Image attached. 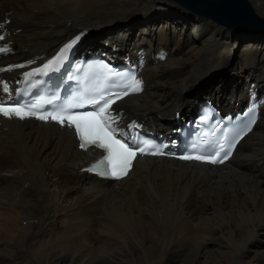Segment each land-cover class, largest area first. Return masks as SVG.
<instances>
[{
    "label": "bare ground",
    "instance_id": "obj_1",
    "mask_svg": "<svg viewBox=\"0 0 264 264\" xmlns=\"http://www.w3.org/2000/svg\"><path fill=\"white\" fill-rule=\"evenodd\" d=\"M246 1L264 20V0ZM162 5L165 12L187 11L174 0H0V45L12 49L0 64L22 63L0 79V96L78 28L85 27L84 44L99 26ZM189 13L179 25L155 18L131 24L94 50L127 53L139 68L141 90L109 111L120 114L121 132L133 122L175 130L195 108L183 117L185 92L207 74L230 70L232 30L264 32ZM238 64L232 69L253 81L216 103L226 111L254 104L261 112L221 165L140 155L126 177L100 180L80 170L99 152L80 150L67 121L0 114V264H132L145 247L149 264H264V251L256 250L264 243V48L248 43ZM161 118L172 119L160 124ZM117 216L125 227L112 224ZM174 217L180 221L172 226Z\"/></svg>",
    "mask_w": 264,
    "mask_h": 264
},
{
    "label": "rangeland",
    "instance_id": "obj_2",
    "mask_svg": "<svg viewBox=\"0 0 264 264\" xmlns=\"http://www.w3.org/2000/svg\"><path fill=\"white\" fill-rule=\"evenodd\" d=\"M169 6H171V5H169ZM173 7H177V6L174 5ZM163 8H165V6L162 5V8H159L157 10L155 9V12L150 14L151 16L148 13L144 14V13H137L136 12V13L130 14L128 18L116 19V20H113L112 22L105 23V24L99 26V28L95 29L92 32L93 35L91 36V38L88 39L84 44H82L81 48L86 49V50H90V51H94L99 46H102L104 44V42H102L103 39L107 38L108 36L113 35V33H115V32H118L119 29L128 27L131 24H133V25L134 24H140L141 22H144L147 19H151V18L154 19L155 18L156 21H160L163 19L165 21L172 22L174 24L179 25V24H183L182 23L184 21V18L182 17L183 15H185L184 17L187 16V18L189 16L191 17L193 15V14H190L188 11L183 10L180 7H178V8H180L182 13L181 12H175L174 10H170V11L165 12L167 8L166 9H163ZM260 17H262V16H260ZM202 18L207 19V20H211V19L204 18V17H202ZM178 19L183 20V21H179ZM84 28L85 27H80V28H78L79 30L77 29V31H80ZM189 31H190V27H188V29H187V32H189ZM230 31H231V29H230ZM232 32L235 35L236 44H235V47L233 48V52H232V58H231L230 65H229V66H231L230 70L226 71L224 69H221L218 71H214L210 74H207L200 79V80H202V82H199L200 81L199 80L198 82H196L194 84V86H192V88L188 89L185 92V98L187 99V102L185 103V105L180 110V112H182V114H183V117L187 116L188 115L187 113H189L190 110L194 108L195 102L197 100H201V99H204L205 97L209 96L210 98L212 97L215 100V102H217L218 100L223 101L224 98H227L231 94L230 92L233 88H239L243 85V83H250V81L251 82L253 81L252 78L251 79H250V77L246 78L244 74L242 76L241 74L237 73L236 70L234 71L232 68L238 67L240 52L243 49V47L245 45H247L248 43L256 44L261 49L264 48V32L245 33V32H238L235 30H232ZM136 33H137V29H135L134 33L130 34L129 40H133V38L136 37ZM255 83H256V88L254 87V90L255 89L257 90V81ZM261 84L262 85L258 88V93H263L264 83H261ZM258 93L252 92L250 97H252L255 100ZM217 98H218V100H217ZM256 104H258V103H256ZM229 105L232 106L233 103H230ZM235 105H238V104H235ZM220 106H222V105L220 104ZM171 119H168V120H171ZM168 120L161 118L159 120V123L160 124H166V122H169ZM155 126L159 127V124H156ZM115 220L117 222L116 221H114V222H116L117 224L112 223L115 226L116 225L118 226L119 225L118 223H120V222H121L120 225L122 224L123 227H125L127 225L123 216H117L115 218ZM178 220H179V218H175L174 223L176 221L178 222ZM174 223L172 224V222H171V225L172 226L176 225V223L175 224ZM120 225H119V227H120ZM145 248L142 250V254L140 255V257L136 256V255L133 257V260L131 262L132 264H134L135 262L137 264L139 262H140V264H149L150 263L149 261H150V259L152 260V258L149 255V253H150L149 249L147 248V250H146ZM256 250H257V252L264 251V243L258 244L256 247ZM147 253H148V255H147ZM145 256H147L149 261L145 260V259H147ZM137 257L139 259H143V261L142 260L139 261V259ZM218 260H220V258H218ZM144 261H146V262H144ZM244 261H245V263H250V261H252V259H250V256H248V258L247 257L244 258ZM147 262H149V263H147Z\"/></svg>",
    "mask_w": 264,
    "mask_h": 264
},
{
    "label": "snow or ice",
    "instance_id": "obj_3",
    "mask_svg": "<svg viewBox=\"0 0 264 264\" xmlns=\"http://www.w3.org/2000/svg\"><path fill=\"white\" fill-rule=\"evenodd\" d=\"M77 40L79 37L76 38ZM76 40L72 41V44H75ZM72 44L66 45L65 48L61 49V54H64L68 49L71 48ZM5 49H0L4 51ZM59 56L57 57V59ZM163 58V57H162ZM52 62L45 65L47 69ZM141 82L132 77V86L131 91L139 92ZM6 87V86H5ZM127 95V92L125 93ZM103 99V97H101ZM119 99V97H117ZM91 103L96 106L90 112H78L71 113L69 110H65L59 114H50L49 116H38V119L47 120L51 118L52 120L60 123L62 126L67 121L68 127H75L76 133L79 135L81 148H85L87 144H95L100 148H106L108 150V161L112 166L111 174L115 178H120L123 175L127 174L128 169L131 166L132 160L137 156V150L143 154L145 148L149 147L150 144H145L144 147H140L139 144H130L125 139V136L120 133L119 119L120 114L117 113L115 117L105 114L109 112L110 106L114 101H105V103L100 106V101L92 100ZM83 107V105H80ZM0 114L11 117L13 115L23 119L25 116L33 115L31 111H25L24 108L20 106H6L0 103ZM107 121V122H105ZM252 123H255V120H252ZM249 130H251V125H249ZM124 141V142H122ZM157 154V153H153ZM231 155V152H228L224 155L223 160H216L213 158L211 163H223L224 160H227ZM182 159H203L201 156H183ZM106 175L107 173H101Z\"/></svg>",
    "mask_w": 264,
    "mask_h": 264
},
{
    "label": "water",
    "instance_id": "obj_4",
    "mask_svg": "<svg viewBox=\"0 0 264 264\" xmlns=\"http://www.w3.org/2000/svg\"><path fill=\"white\" fill-rule=\"evenodd\" d=\"M187 11L211 18L227 27L264 28V20L254 13L246 0H174Z\"/></svg>",
    "mask_w": 264,
    "mask_h": 264
}]
</instances>
